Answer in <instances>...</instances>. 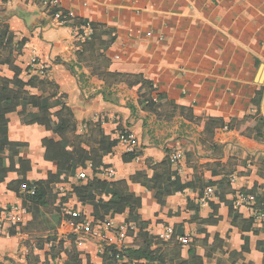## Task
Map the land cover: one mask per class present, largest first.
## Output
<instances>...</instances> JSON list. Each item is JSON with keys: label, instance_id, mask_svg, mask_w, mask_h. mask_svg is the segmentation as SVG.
Masks as SVG:
<instances>
[{"label": "crops", "instance_id": "crops-1", "mask_svg": "<svg viewBox=\"0 0 264 264\" xmlns=\"http://www.w3.org/2000/svg\"><path fill=\"white\" fill-rule=\"evenodd\" d=\"M57 12L73 15L61 22L54 17ZM87 24L89 33L79 40L76 34ZM3 31L14 42H24L14 55L19 77L26 81L37 73L25 70L34 52L71 112L74 129L63 140L35 122L40 113L30 104L6 115L7 137L17 148L8 145L0 152L6 169L0 172V221L12 205L26 207L28 214L14 228L4 223L0 264H69L74 255V264H111L103 259L105 248L132 246L138 239L137 219L147 223L151 236L166 227L187 236L175 264L191 260V243L202 264H264V252L256 248L264 234L243 233L229 217V205L243 218L264 211V140L255 136L256 116H264V0H0V35ZM13 75L8 65H0V76ZM140 80L152 85L144 97L136 85ZM26 89L49 107V91ZM58 109L49 107L51 120L57 121ZM123 129L133 138L131 151L139 153L130 161H123L127 150L117 140ZM45 139L81 149L87 159L73 176L51 183L48 205L33 210L24 186L18 188L20 196L9 188L19 176V163L14 159L17 171L8 170L7 152L17 150L28 162L26 180H39L57 168L56 160L44 158ZM114 140L117 144L110 145ZM174 152L181 158L170 168L188 187L159 201L152 177ZM93 164L99 165L96 177L125 181L140 206L131 214L126 208L95 220L93 205L82 204L72 193L73 185L93 176ZM79 173L85 178L78 179ZM64 209L114 225L101 237L80 234ZM209 215L218 221L201 220ZM121 225L127 227L126 237L118 240ZM205 234L208 244L214 235L223 240L211 257L206 255L210 246L202 245ZM243 234L249 237L247 252L241 251ZM122 263L129 261L114 264Z\"/></svg>", "mask_w": 264, "mask_h": 264}, {"label": "trees", "instance_id": "trees-1", "mask_svg": "<svg viewBox=\"0 0 264 264\" xmlns=\"http://www.w3.org/2000/svg\"><path fill=\"white\" fill-rule=\"evenodd\" d=\"M24 44L22 40L14 42L11 36H7L6 32L3 31L0 35V65L6 64L11 70H13L14 75L12 78L0 76V152L4 151L5 147L8 145H14L17 148V144H13L8 140L7 137V125L8 119L6 115L16 110L20 105H32L38 108L40 116L35 119V122L43 125L47 130H53L64 140V134L68 131L74 129V122L72 121V114L68 108L64 105L61 100V96H57L56 87L46 79V76H39L38 73L31 74L28 80H23L19 77L21 69L14 64V55H19L21 53V47ZM26 72H30L29 66L25 67ZM141 91V96H146L147 89L151 90V83L149 81L140 80L136 83ZM26 87L38 88L43 93L49 91L48 99L50 100L49 107L55 108L59 107L58 110L54 112L57 121L51 120V112L49 107L42 105V97L35 94H31ZM145 100H141V104ZM152 101L147 99V105H151ZM258 118L256 126V137L258 140H264V116H256ZM61 138V140H62ZM62 140V141H63ZM62 141L54 140H43L46 144L44 158L54 159L57 161V168L54 172H48L44 178L35 181H28L25 178V172L29 169V164L27 161L22 160L17 156V150L8 151L9 156V167L8 170H16L17 167L12 166V162L15 159L19 163L18 178L9 184V188L12 189L19 195V187H25V197L31 204V208L35 210L39 205H48L49 197L51 194L50 184L62 182L70 176L75 174V171L79 165L83 166L85 157L83 150L74 149L70 150L68 145L63 144ZM117 140L110 142V145H116ZM51 148V151L49 150ZM50 152V153H49ZM139 153L137 151H129L123 154V161H130L138 157ZM100 161L97 163L99 164ZM163 166L161 173H154L152 177L153 187L156 189V197L160 201L161 195L180 193L188 187V184H182L180 182L179 176L172 171L170 166L171 163L169 159L160 164ZM98 166L93 164V176L91 178L85 179V182L73 185L72 193L79 199L82 204H92L93 205V216L94 219L103 220L104 215L118 214L122 213L126 208L129 209V214H131L136 208L140 206V198L134 193H127V186L125 181H108L105 179H100L95 176L98 173ZM105 167V166H104ZM156 166H154L155 168ZM153 168V169H154ZM6 171L2 167V159L0 157V172L4 174ZM166 178L162 181L161 176ZM210 184L204 186L208 187ZM203 190V188H201ZM33 191V193L30 192ZM67 194L62 195V199H67ZM201 193L198 194L196 198H200ZM220 199V198H219ZM260 201H257V205ZM30 210V208L28 207ZM189 211L194 209V206L187 207ZM197 211V207L195 208ZM101 210L102 215L99 216L97 211ZM261 211V210H260ZM74 222H80L82 219L76 216H67ZM229 217L231 219V225L238 227L243 233L252 232L254 235L259 233L264 234V220L258 219L257 216H252L248 218H243L239 214L235 213L233 205H229ZM219 218L213 219L210 215L206 219H201L207 223H216ZM256 219L258 221H256ZM139 226V233L137 236V241L130 247H124L117 250L113 246L105 248V253L103 254V259L106 262L114 264L118 260L126 259L129 263L122 264H137L141 262L143 264H175L174 260L180 258V253L182 249V244L176 240L177 235L173 234L169 242L162 241L157 237L149 235L146 231V222L141 220H136ZM14 228L16 225H11ZM7 232L6 234H10ZM209 235L205 234L202 240V245L204 247L210 246L206 255L207 257L212 256L215 250L214 246H221L223 240L218 236L214 235L211 244H208ZM243 243L241 245V251H248L249 237L245 234L241 236ZM194 242V241H193ZM37 247L41 248L39 244ZM60 247V246H59ZM256 248L258 251L264 252V239L258 240L256 242ZM54 249V247H53ZM224 254L223 250L220 251ZM234 251L230 252V255L234 254ZM75 254V253H74ZM188 254L190 256V261H181L177 264H202V258L195 254L194 243H191ZM56 255H51L54 259ZM75 257V255H74ZM74 257L72 259H74ZM70 259L69 264H74V261ZM48 264V263H46Z\"/></svg>", "mask_w": 264, "mask_h": 264}, {"label": "built area", "instance_id": "built-area-1", "mask_svg": "<svg viewBox=\"0 0 264 264\" xmlns=\"http://www.w3.org/2000/svg\"><path fill=\"white\" fill-rule=\"evenodd\" d=\"M72 12L67 13H60L57 12L54 14V17L59 19V21H64L65 19H68L72 17ZM89 33V26L88 24L85 25L77 34L76 37L79 40H83L87 37ZM28 66L34 69L38 74L44 75L45 74V66L40 61L39 57L32 52L29 56ZM118 142L125 147L127 152L131 151V148L133 146V138L131 134L123 129L119 131L117 136ZM181 158L180 152H174L169 155V161L172 165L176 166L178 165L179 159ZM106 175L108 178H111L113 176L111 171H107ZM78 179L85 178L84 173H79L77 175ZM31 193H33L32 190H30ZM243 200L250 201V199H245L243 197ZM204 201V198H202L201 202ZM64 213L67 216H76L78 215L75 211L70 209H64ZM28 214V210L24 206L20 205H12L10 206L4 213V219L0 221V234H4V223H7L9 225H17L23 221V219ZM258 219L264 220V211L260 212L259 214H255ZM112 221H101L93 223L87 219H82L80 222H75L73 224L74 229L77 230L80 234L89 235L91 237H101L102 231L104 229H110L113 227ZM127 227L125 225H121L117 229V239L123 240L126 237L125 231ZM173 229L171 227H166L161 233L157 235L158 239L160 240H170L172 238ZM176 240L181 244H186L188 242V238L186 235H179L176 237ZM53 264H61L59 260H54Z\"/></svg>", "mask_w": 264, "mask_h": 264}]
</instances>
